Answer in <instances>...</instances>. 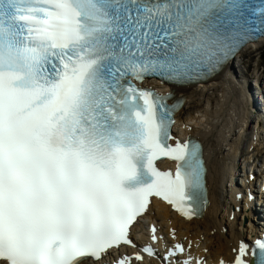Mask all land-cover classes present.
<instances>
[{
	"label": "snow or ice",
	"instance_id": "6c2138e0",
	"mask_svg": "<svg viewBox=\"0 0 264 264\" xmlns=\"http://www.w3.org/2000/svg\"><path fill=\"white\" fill-rule=\"evenodd\" d=\"M261 37L264 0H0V264H207L155 224L163 257L128 251L154 198L191 220L205 194L171 94L140 85L207 77ZM233 251L264 264V238Z\"/></svg>",
	"mask_w": 264,
	"mask_h": 264
},
{
	"label": "bare ground",
	"instance_id": "6f19581e",
	"mask_svg": "<svg viewBox=\"0 0 264 264\" xmlns=\"http://www.w3.org/2000/svg\"><path fill=\"white\" fill-rule=\"evenodd\" d=\"M231 78V74L227 73L207 84L176 89V92L186 97L183 109L177 114L178 121L184 123V114L189 104L194 101L197 109L189 113L186 119L189 118L190 123H196L195 133L200 139L206 140L209 147L208 182L211 198L203 217L186 220L159 201L153 203L148 214L151 222L156 220L161 225L162 234L170 236V230L175 229L177 239L188 242L189 238H193L194 243L199 246L198 249L205 252L212 261H217L221 256L233 259L232 248L237 247L239 240L252 229L250 223L243 224L241 219L242 214H249L248 206L243 212L234 209V213H228L229 208L225 206L227 198L221 192L223 178L228 170L231 173L236 171L234 162L239 150L234 140L240 138L237 132L244 131L251 122L245 98L247 79L243 76L241 82ZM235 80L240 84L236 85ZM239 87L241 89L238 92ZM182 123L181 126H184ZM228 160L231 164L223 163ZM236 206L238 203H235ZM149 263L155 264V261L149 260Z\"/></svg>",
	"mask_w": 264,
	"mask_h": 264
},
{
	"label": "rangeland",
	"instance_id": "374dc122",
	"mask_svg": "<svg viewBox=\"0 0 264 264\" xmlns=\"http://www.w3.org/2000/svg\"><path fill=\"white\" fill-rule=\"evenodd\" d=\"M262 51H264V43L260 45L256 50L252 49L246 53L247 55L245 57V62L249 63L251 61L250 63L251 71L257 70V72H261V70H264V61L263 58L260 57ZM261 75H263V80H264V73H262ZM189 106L191 108L190 107L188 108L187 112L184 114V117H186L189 113L194 112L197 107L194 101H192Z\"/></svg>",
	"mask_w": 264,
	"mask_h": 264
}]
</instances>
